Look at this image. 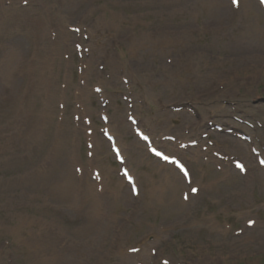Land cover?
Here are the masks:
<instances>
[{
	"label": "rangeland",
	"instance_id": "obj_1",
	"mask_svg": "<svg viewBox=\"0 0 264 264\" xmlns=\"http://www.w3.org/2000/svg\"><path fill=\"white\" fill-rule=\"evenodd\" d=\"M66 1L0 0V264H42L62 246L68 264H80L75 231L92 215V198L104 204L100 233L113 221L121 229H107V264H122L141 242L154 260L141 254L133 264H264V167L252 151L264 157L259 1L75 0L74 11ZM135 41L146 44L133 53ZM130 113L188 164L192 184L149 154ZM104 126L139 177L137 197ZM166 133L176 141H163ZM192 139L197 150L180 148ZM162 175L171 181L159 203L147 190ZM71 196L84 212L65 204Z\"/></svg>",
	"mask_w": 264,
	"mask_h": 264
},
{
	"label": "bare ground",
	"instance_id": "obj_2",
	"mask_svg": "<svg viewBox=\"0 0 264 264\" xmlns=\"http://www.w3.org/2000/svg\"><path fill=\"white\" fill-rule=\"evenodd\" d=\"M56 3H58V4L66 3L67 4V1L66 0H57ZM69 3H74V4H71L72 6H74L71 9L72 11H74L75 6L79 5L78 3L75 2V0H70ZM61 7H58L57 11L60 10ZM67 9H70V6ZM58 14L60 16L65 15V13H63V12H58ZM104 20H105V18H103V20H101V22H103V24L105 25ZM106 25L108 26L109 23L108 24L106 23ZM259 32L264 33L263 30H260ZM114 36H116V35H114ZM259 36H260V34H259ZM260 37L263 38L264 36H260ZM166 42L167 43L171 42V36L170 35L168 36ZM144 44H146V42H143L142 44H140V43L136 44V41H135L134 44L132 43L130 45V50L133 51V53H135L140 48H142ZM18 49H19V47H18ZM15 50L16 49H14L13 51L11 50L9 52V56H8L9 65L13 63ZM21 51L22 50H20V52ZM170 181H171L170 177H168L167 175H162L157 180V182H153L152 186L148 190V193H150V195H151L150 199L152 201H157L159 203H163L165 201V191L164 190L167 186H169ZM88 201H89L88 202L89 205H92V215H90L87 219V224H86L87 226L82 225L83 226V228L81 227L82 230H80V227H79V229H77L75 231L76 235L78 234V236H80V238H78L80 243L82 244V245H80V247L84 248V249L80 250L79 254L82 256H85L86 260L89 258L92 259L93 264H107L106 258H108L107 257L108 255L105 256L104 249L106 248L107 245L110 244V240H111V238L108 240L109 233L107 232V229L113 230L116 222L113 221V222H109L108 224H106L107 228H104V230L100 233V229L103 226L102 224H104L99 220L100 208L104 204L102 203V200L100 198H92V199H88ZM64 202H65V204H67V203L70 204L71 207L80 206L81 211H79V212H84L83 209L86 206V203L81 202L78 198L71 196V198L65 200ZM165 204H166V202H165ZM108 215H109L110 219L112 218V215L108 212L106 215V220H107ZM157 228H158V231L156 233L158 234L159 237H161L162 231H163L162 227L157 226ZM122 229H123V227H122ZM66 232H68V229H66ZM92 232H93V235H92ZM94 232H96V234H94ZM48 236L49 237L51 236L50 240L54 241V244H53L54 246L59 244L58 240L60 239V237L58 235L50 233ZM116 242L117 241L114 240L113 245L115 247V250L122 252V249L117 244H115ZM62 247L60 248V250L54 251L50 254L42 255L40 257V259H41L40 262L42 264H68L70 262L73 263L72 256H70L67 252L63 251ZM144 249H145V245L143 243L139 244V250H144ZM140 256L141 255L139 253H136L133 255H128V254L122 253V259H121L120 263H122V264H133L134 260ZM142 256H143L145 262H152L154 260L153 257L148 256V255L146 256L145 252H142ZM85 259L83 258L82 262L80 264H85L84 263L86 261Z\"/></svg>",
	"mask_w": 264,
	"mask_h": 264
},
{
	"label": "snow or ice",
	"instance_id": "obj_3",
	"mask_svg": "<svg viewBox=\"0 0 264 264\" xmlns=\"http://www.w3.org/2000/svg\"><path fill=\"white\" fill-rule=\"evenodd\" d=\"M193 191H195V189Z\"/></svg>",
	"mask_w": 264,
	"mask_h": 264
}]
</instances>
